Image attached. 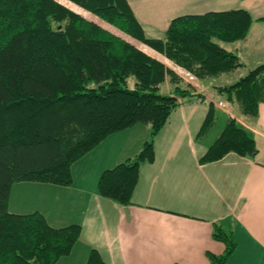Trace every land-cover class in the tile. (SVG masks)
I'll return each instance as SVG.
<instances>
[{
  "label": "trees",
  "instance_id": "trees-1",
  "mask_svg": "<svg viewBox=\"0 0 264 264\" xmlns=\"http://www.w3.org/2000/svg\"><path fill=\"white\" fill-rule=\"evenodd\" d=\"M108 23L204 80L242 66L219 42L245 39L253 20L244 10L183 15L165 37L150 39L127 0H0V264H56L71 254L82 230L79 223L52 227L39 212L11 213L14 183L70 186L75 162L110 135L143 124L149 136L137 154L105 170L98 182L102 196L130 205L142 167L155 161L157 135L183 103L208 105L198 140L217 124L213 101L147 48L108 30ZM166 84L169 92L162 91ZM215 89L241 114L257 117L264 63ZM229 152L258 154L253 131L230 116L200 162ZM213 235L225 250L208 257L227 264L237 248L234 232L215 223ZM86 264L106 263L92 249Z\"/></svg>",
  "mask_w": 264,
  "mask_h": 264
},
{
  "label": "crops",
  "instance_id": "crops-1",
  "mask_svg": "<svg viewBox=\"0 0 264 264\" xmlns=\"http://www.w3.org/2000/svg\"><path fill=\"white\" fill-rule=\"evenodd\" d=\"M127 2L150 39L165 37L171 21L179 16L244 10L253 20L247 37L219 43L236 53L248 72L264 63V0ZM149 49L174 72L190 73ZM183 77L218 107L216 126L220 131L229 116L253 131L256 157L229 152L220 160L201 163L220 131L213 134L211 129L197 139L209 108L195 101L183 103L157 135L155 161L142 167L130 205L102 196L98 182L105 170L137 154L149 136V128L143 124L110 135L75 162L70 186L14 183L11 213L39 212L56 228L81 224L71 254L56 264H86L92 249L106 264H213L208 254L220 255L225 250V244L213 235L215 223L227 232L233 231L237 242L227 264H264V103H260L257 117L237 116L231 112L235 110L231 102L212 95L215 85H208L209 79L192 75L190 81ZM219 101L224 102V108Z\"/></svg>",
  "mask_w": 264,
  "mask_h": 264
},
{
  "label": "rangeland",
  "instance_id": "rangeland-1",
  "mask_svg": "<svg viewBox=\"0 0 264 264\" xmlns=\"http://www.w3.org/2000/svg\"><path fill=\"white\" fill-rule=\"evenodd\" d=\"M93 18H94V19H97V20H100V18L95 17V16H93ZM106 25H107V24H106ZM107 29L110 30L111 32H113V33H115V34H117V35H119V36L125 38V39H130L132 42H134L135 44H137L139 47L147 48V51H148L149 53H152V54H154V55H157V53H155V52L153 53V51H151V50L148 48L147 45H145V44H141V43H138V42H136V41H133V39H131L130 36H128L127 34L121 32L119 29L115 28L114 26L109 25V23H108ZM157 56H160V55L158 54ZM171 70H172V69H171ZM173 71H174V70H173ZM175 72H176V71H175ZM182 73H183V74H182ZM182 73H181V72H176V74H177L181 79H183L186 83H188L189 85H191L192 87H194L189 81L185 80V78L183 77V75H185V76L188 77L187 73L185 74L184 71H182ZM247 73H248V70L245 69V68H243V67H241V69H239V70H237V71H235V72H232V73H229V74H225V75H222V76H219V77H216V78H212V79L206 80V82H207L208 85H211V84H212V85H216V84H232V83H235L236 81H238L241 77L245 76ZM135 81H136L135 77H133V76L130 77V78H129V85L133 86V85L135 84ZM190 81H191V80H190ZM194 88H195V87H194ZM165 90H167L168 92L170 91V85H169V84H166V86L162 89V91H165ZM195 90H197V89L195 88ZM197 91H198V90H197ZM212 95H213V96H216V97L219 96L215 89H214V91L212 92ZM219 97H221V96H219ZM234 107H235V110L232 109L231 112L236 113L237 116H239V115H240L239 110L237 109V107H236L235 105H234ZM229 110H230V109H229ZM222 116H224V114H223ZM224 117H225V116H224ZM221 118H222V117H221ZM221 118H220V120H221ZM225 118H226V117H225ZM219 128H220L219 125H217L216 127H214V128L212 129V130H213V134L218 133V132L220 131Z\"/></svg>",
  "mask_w": 264,
  "mask_h": 264
},
{
  "label": "built area",
  "instance_id": "built-area-1",
  "mask_svg": "<svg viewBox=\"0 0 264 264\" xmlns=\"http://www.w3.org/2000/svg\"><path fill=\"white\" fill-rule=\"evenodd\" d=\"M187 75H188V79H189V80H191V79L193 78V77H192L193 74L191 75L190 73H188ZM223 104H224L223 101H219V102H218V105H219L220 107H222V108H224V105H223ZM228 105H229V104H228ZM228 105H227V108L229 107Z\"/></svg>",
  "mask_w": 264,
  "mask_h": 264
}]
</instances>
